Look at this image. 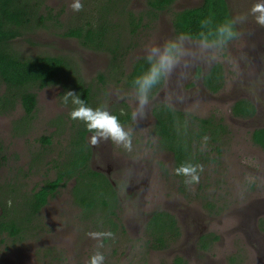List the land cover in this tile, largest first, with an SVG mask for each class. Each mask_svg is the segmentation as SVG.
Here are the masks:
<instances>
[{"label":"rangeland","instance_id":"1","mask_svg":"<svg viewBox=\"0 0 264 264\" xmlns=\"http://www.w3.org/2000/svg\"><path fill=\"white\" fill-rule=\"evenodd\" d=\"M145 1L129 0L128 8L138 15ZM227 1L233 17L244 15L247 20L237 25L240 36L217 54L211 67L221 64L224 87L213 93L205 86L204 75L209 69L204 68L203 61L209 53L201 48L202 41L188 38L184 48L196 55L188 58L191 67L185 70L187 78L174 74L163 82L156 101L146 107L145 118L131 117L129 125H124L131 130L132 150L105 141L91 146L90 166L105 175L117 197L112 210L119 223L118 229L111 232L113 236L103 239L102 248L96 247L98 241L88 233L110 232L105 226L108 217L103 209L102 215L95 216L75 202L73 189L77 182L71 179L28 223L20 238H5L6 242L0 243V264H88L97 251L104 255V264H175L178 257L185 264H264V150L252 140L253 131L264 127V27L256 25L249 14L251 7L262 0ZM72 3L73 0H46L59 16L58 27L35 29L15 40L11 47L24 58H71L76 74L92 88L90 107H107L111 113L129 108L132 113L136 92L127 76L134 63L144 58L147 45L176 36L173 12L196 7L202 0H177L159 20L142 25L135 37L128 35L120 50V77L112 75L115 69L121 70L118 64L112 65V54L89 50L78 39L62 35L70 23L80 24L83 18L71 9ZM81 3L83 10L90 8L87 0ZM104 3L101 0L96 6ZM62 78L66 90L63 83L36 90L38 105L31 119L20 105L0 116V141L4 146L0 157V215L1 200L15 196L16 204L24 207L22 196L55 179L65 154L67 158L74 157L75 148L72 152L67 148L72 136L75 139L76 129L85 125L70 119L75 106L71 101L65 104L63 96L67 90L80 94L74 87L78 78L71 72ZM169 89L174 93L171 101L166 99ZM240 99L255 103L257 113L253 118L234 115L233 105ZM158 101L198 118L215 117L226 122L228 134L220 144L221 155H214L216 160L199 172L198 184L185 185L184 179L174 174L173 153L161 144L156 133L153 109ZM46 137L51 138L50 145L43 143ZM133 181L138 190L133 188ZM109 199L113 201V197ZM159 210L176 217L180 235L166 249L152 251L147 219ZM205 234L219 238L207 252L195 244L197 237Z\"/></svg>","mask_w":264,"mask_h":264},{"label":"trees","instance_id":"2","mask_svg":"<svg viewBox=\"0 0 264 264\" xmlns=\"http://www.w3.org/2000/svg\"><path fill=\"white\" fill-rule=\"evenodd\" d=\"M92 1L95 2L91 5ZM99 1L101 0H87L90 8L86 7V10L79 11L77 16L83 17L79 20L80 24L70 23L62 35L78 39L81 45L89 50L112 54L114 59L112 65L118 64L121 67L120 71H116L113 66L115 71L112 75L119 74L120 77L123 55L120 50L123 40L128 35L135 37L142 25L146 26L149 22L159 20L164 12L172 10L177 0H146L145 8L138 15L129 10V0H105L104 5L98 8L96 5ZM209 17L213 21L211 25L213 29L217 23L226 18H233L228 1L202 0V3L196 7L173 12L174 33L175 35L191 33L190 39L201 41L200 21ZM58 22V14H54L53 8L46 5V0H0V116L12 113L20 105L26 117L31 119L38 105L36 90H43L60 83H63L66 90L67 86L62 77L69 72L77 76L78 83L74 87L90 106L92 88L85 85L82 78L76 74L71 58L56 55L24 58L11 47L15 40L26 33L40 27L57 28ZM236 30L238 31L237 25ZM203 31L208 42L215 40L214 32L210 33L208 28ZM146 67L144 58H141L134 63L131 73L127 76L128 83L134 90L132 80ZM101 78L104 79L103 75ZM162 84L149 93L150 101H156L155 98ZM204 84L213 93L224 87L221 64H216L204 75ZM232 110L235 116L243 118L253 117L256 114L255 105L245 99L236 102ZM153 113L156 117V133L161 137L164 147L173 151L176 168L183 163L204 167L214 162L215 156L221 155L220 144L223 137L228 134V127L222 118H198L160 101L155 103ZM112 114L117 115L123 125L131 121L129 108L121 109V112L114 111ZM76 131L75 139L72 136L71 144L67 148V152H72L75 148L74 157L67 158L65 154L55 179L47 180L37 190L23 195L24 207L16 204L15 196L1 200L3 210L0 215V243H5V238H20L29 226L28 223L41 213L49 200L55 197L59 189L71 179L77 182L73 189L75 202L84 210L95 216L102 215L100 209H103L104 213L106 210L109 211L110 216L115 214L112 208L116 206L117 197L112 191L113 188L103 173L90 166L93 156L92 147L88 142L90 133L85 127L77 128ZM205 136L209 138L207 142L203 139ZM252 140L264 150V127L252 133ZM42 141L46 145L52 143L49 137L43 138ZM3 150L4 146L0 141V157ZM107 191L111 196L105 193ZM110 197H113V201L109 199ZM147 226L159 243L165 242L168 234L173 236L180 234L176 217L163 210L154 211ZM211 236L213 234L205 235L201 241ZM178 264H183L182 259H179Z\"/></svg>","mask_w":264,"mask_h":264},{"label":"clouds","instance_id":"3","mask_svg":"<svg viewBox=\"0 0 264 264\" xmlns=\"http://www.w3.org/2000/svg\"><path fill=\"white\" fill-rule=\"evenodd\" d=\"M74 12L83 10L81 0H73L70 5ZM249 14L254 18L256 25L264 27V0L255 3ZM247 20V16L238 15L233 18H226L217 23L214 29L211 27L213 21L211 17L200 21L201 48L209 54L204 59V68L211 69L217 60V54L222 53L226 46L240 36V32L236 30V25ZM208 28L209 32H214L215 40L208 42L203 29ZM191 33H180L174 38L165 39L163 43L149 44L145 48L144 61L147 65L140 74L133 80L136 92V107L131 113L133 120H142L145 118V109L149 105V93L162 82L171 80L174 74L184 76L186 69L191 65L188 63L189 57L196 54L187 51L184 48V41L191 37ZM173 91L169 89L166 93V99L171 101ZM183 102V97L179 98ZM69 101L75 106L69 113V117L75 121H81L85 125L86 130L91 133L88 142L91 146L96 147L102 141L111 142L116 146H121L125 150H132V134L130 129H126L121 123L118 116L112 114L107 107H90L80 94L75 90H67L63 96V102L67 104ZM204 141L209 139L205 136ZM203 171V167L197 164L183 163L174 169V174L184 177V184L191 186L198 184L200 181L199 172ZM89 237L98 241L96 247L102 248L103 239L111 238V232H91ZM104 255L97 251L90 256L88 264H104Z\"/></svg>","mask_w":264,"mask_h":264},{"label":"flooded vegetation","instance_id":"4","mask_svg":"<svg viewBox=\"0 0 264 264\" xmlns=\"http://www.w3.org/2000/svg\"><path fill=\"white\" fill-rule=\"evenodd\" d=\"M209 71H211V69L209 70ZM208 71V72H209ZM207 72V73H208ZM206 73V74H207ZM240 100H242V99H240ZM240 100H238V101H240ZM245 100H249V101H251L254 105H255V103L252 101V100H250V99H245ZM237 101V102H238ZM255 107H256V113H257V106L255 105ZM256 115V114H255ZM254 115V116H255ZM253 116V117H254ZM236 117H238V116H236ZM253 117H248V118H253ZM156 118V117H155ZM239 118H243V117H239ZM130 123V122H129ZM129 123L128 124H124L125 126H127V125H129ZM225 124H226V122H225ZM254 132V131H253ZM160 139H161V137H160ZM161 144L163 145V143L161 142ZM164 146V145H163ZM167 149V148H166ZM170 151V150H169ZM172 153H173V151H171ZM173 156H174V158H175V155H174V153H173ZM98 171V170H97ZM98 172H100V171H98ZM102 173V172H101ZM135 181H137V180H135ZM131 183H133L134 184V181L133 182H131ZM133 188H135L136 190H138L139 188H138V184H134V187ZM160 211V210H159ZM107 213V214H106ZM110 214V212L109 211H105V213H104V215H107V217H108V219H107V221H109L110 220V223L108 222V224L107 225H105L109 230H110V232H115L117 229H118V218H116L117 217V214H116V212H115V214L114 215H112V216H110L109 215ZM112 220V221H111ZM148 220H150V218L149 219H147V221ZM115 226H117V228L115 227ZM259 228L260 229H262V227H260V225H259ZM112 229H115V230H112ZM150 235H151V239H152V243H151V245H152V248H151V250L152 251H155V250H164V249H166L171 243H173L174 241H176L179 237V235H176V236H173V234H168L166 237H167V239L165 240V242H158V241H156L155 240V234H153V233H150ZM205 235H208V234H205ZM205 235H199L198 237H197V240H196V247L200 250V251H203V252H207V251H210L211 249H212V246H213V244L215 243V242H217L219 239H216L215 237H217L216 235H213V236H211V237H209V238H206V239H204L203 241H201V238L203 237V236H205ZM169 236H170V238H169ZM179 259H182L181 257H178V258H176L175 260H174V263L175 264H178V261H179ZM182 263L183 264H185V261L182 259Z\"/></svg>","mask_w":264,"mask_h":264}]
</instances>
